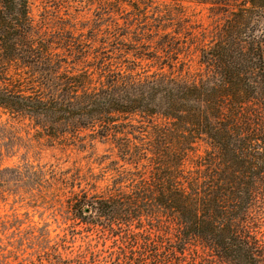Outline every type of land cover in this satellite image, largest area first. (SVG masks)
I'll return each mask as SVG.
<instances>
[{
  "label": "trees",
  "instance_id": "trees-1",
  "mask_svg": "<svg viewBox=\"0 0 264 264\" xmlns=\"http://www.w3.org/2000/svg\"><path fill=\"white\" fill-rule=\"evenodd\" d=\"M89 2L36 22L0 0V108L110 146L38 264H264V0ZM192 2L212 27L185 25Z\"/></svg>",
  "mask_w": 264,
  "mask_h": 264
},
{
  "label": "rangeland",
  "instance_id": "rangeland-1",
  "mask_svg": "<svg viewBox=\"0 0 264 264\" xmlns=\"http://www.w3.org/2000/svg\"><path fill=\"white\" fill-rule=\"evenodd\" d=\"M185 5L189 6L185 7V25L196 31L212 27L214 17L207 6ZM29 6L36 22L52 15L78 19L98 15L96 4L89 0H29ZM135 12L183 13L179 8ZM183 51L196 70V48L189 44ZM109 150L108 143L88 130L73 137L52 138L26 117L0 108V264H38L37 240L42 232L52 238L70 226L80 228L72 225V200L89 187L90 173H101L107 163L101 158ZM102 178L97 177L99 185L106 183Z\"/></svg>",
  "mask_w": 264,
  "mask_h": 264
}]
</instances>
